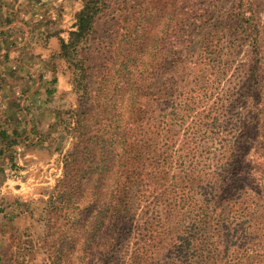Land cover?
<instances>
[{"label": "trees", "instance_id": "16d2710c", "mask_svg": "<svg viewBox=\"0 0 264 264\" xmlns=\"http://www.w3.org/2000/svg\"><path fill=\"white\" fill-rule=\"evenodd\" d=\"M81 1L69 41L59 39V56L69 58L72 47L76 52V44L94 34L96 21L108 13L114 21L110 38L130 39L135 60L128 67V99L122 81L109 85V63L98 60L99 52L87 49L76 57L81 87L93 104L76 112L75 143L63 160L64 177L55 187L51 212L63 211L71 191L94 189L93 203L95 193L98 201L114 189L108 200L116 211L120 257L103 264L124 259V243L130 241L135 247L130 264H161L149 251L159 246L168 254L162 264H264V14L261 19L259 1L235 0L214 32L202 38L198 62L190 60L185 44L204 32L215 0ZM223 38L226 50L218 45ZM239 53L244 63L235 65ZM159 77L163 82L157 88L163 89L156 93L151 89ZM10 115L6 118L13 123ZM6 118L0 142L18 134L8 129ZM177 141L191 158L169 156ZM119 146L121 176L114 171ZM203 153L215 158L204 160ZM195 186L204 187L203 195L194 197ZM63 216L65 223L50 226L53 237L78 224L76 217Z\"/></svg>", "mask_w": 264, "mask_h": 264}, {"label": "rangeland", "instance_id": "374dc122", "mask_svg": "<svg viewBox=\"0 0 264 264\" xmlns=\"http://www.w3.org/2000/svg\"><path fill=\"white\" fill-rule=\"evenodd\" d=\"M215 1L204 32L198 31L185 44L192 62L200 60L198 48L202 38L214 32V25L224 19L235 0ZM258 1L263 19L264 0ZM81 7V0H0V121L9 112L13 123L6 118V125L10 131L18 132L13 141L0 142V173L4 174L0 177V264H59L58 257L61 264H103L109 257H120L116 211L108 200L113 198L114 189L110 188L105 198L100 197L98 201L95 193L93 203H89L92 197L89 195L94 194V189L71 191V202L64 204L63 211L56 215L51 212L55 187L64 177L63 160L75 143L72 129L76 112L93 104V99L81 87L76 57L87 53V49L99 52L98 60L109 63V85L122 81L124 96L128 99L131 85L127 84L128 67L135 60L130 39L110 38L114 21L108 13L96 21L94 34L76 44V52L72 47L71 56L61 58L59 39L69 41L75 14ZM219 42V48H228L226 39ZM147 43L143 45L146 52ZM243 59L239 53L234 59L235 65L244 63ZM147 60L145 57L143 61ZM145 70L148 76L151 69ZM161 82L163 79L159 77L154 82L155 89L151 90L162 91L163 88H157ZM93 87L96 89V85ZM202 94L210 95V92ZM6 125L2 128L6 129ZM156 142V147L163 149L162 143ZM176 143L170 148L169 156L191 158L189 152H180V141ZM119 147L115 152L114 171L121 176L120 159L124 151ZM202 157L204 160L215 158L211 153H203ZM203 191L204 187L195 186L194 197L203 195ZM65 213L66 220L69 216L76 217L74 222L78 224L64 227L60 235L56 231L53 237L54 229L50 226L55 221L65 223L62 222ZM134 249L132 241L125 242L124 259L113 260L112 264H130ZM149 251L159 257L161 264L167 261L164 247Z\"/></svg>", "mask_w": 264, "mask_h": 264}, {"label": "crops", "instance_id": "0c3cea01", "mask_svg": "<svg viewBox=\"0 0 264 264\" xmlns=\"http://www.w3.org/2000/svg\"><path fill=\"white\" fill-rule=\"evenodd\" d=\"M7 115H9V112L6 113ZM2 121H0V124H1ZM8 141V140H7ZM0 146H1V143H0ZM1 154V153H0ZM4 174L3 173H0V177L3 176ZM2 190V189H0Z\"/></svg>", "mask_w": 264, "mask_h": 264}]
</instances>
